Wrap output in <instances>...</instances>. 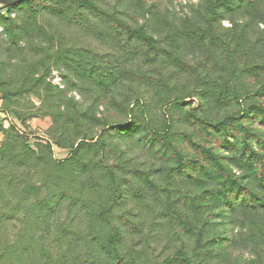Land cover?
Segmentation results:
<instances>
[{
	"label": "rangeland",
	"instance_id": "1",
	"mask_svg": "<svg viewBox=\"0 0 264 264\" xmlns=\"http://www.w3.org/2000/svg\"><path fill=\"white\" fill-rule=\"evenodd\" d=\"M105 218L137 264H264V0L0 10V264H119Z\"/></svg>",
	"mask_w": 264,
	"mask_h": 264
},
{
	"label": "trees",
	"instance_id": "2",
	"mask_svg": "<svg viewBox=\"0 0 264 264\" xmlns=\"http://www.w3.org/2000/svg\"><path fill=\"white\" fill-rule=\"evenodd\" d=\"M31 2H32V0H28V1L20 3V4H27L28 5V4H31ZM83 4H87V1L82 2V3H78L77 4V7H79L78 9H80V7L83 6ZM17 5H19V4H17ZM14 6H16V5H14ZM14 6L9 7L7 9H11ZM46 8L47 9L44 8L42 10H47V11L50 10V9H48V7H46ZM54 11H56V10H54ZM54 11L50 10V12H53V13H54ZM44 13H47V12H44ZM50 14H52V13H50ZM134 34H137V32H135ZM262 86H263V84L258 89L253 88L251 90L250 89L243 90V92L241 94H239V96L234 97L235 102L240 101L241 99H250L252 97H256L257 94L260 92ZM134 101L135 102H141L142 100L141 99H134ZM230 118L231 117L228 116V118L222 120V122L216 123V127L224 124L225 121H227ZM209 123H213V122H209ZM107 125L108 124L102 125V127H100V128L104 130ZM81 139H82V141L89 140L86 137V135H84V134L81 136ZM112 212H113L112 204L108 203L107 206H105V208L100 213L97 214V217L104 218V217H106V215H108L109 217L112 218V216H111ZM111 218H110V220H109V218H108V220H106L107 218H105L104 223L107 224L109 226V228H111V230L114 232V234H112V236L107 238L106 243L104 244V247H105V249L109 250L108 251L109 254L111 253L118 258L117 261L119 264H132V262H134V258L136 256L140 257V254L133 247H130L126 252H123L122 254L118 252L119 247H121L123 242H124V239L122 237V232H121L122 228L119 226H115L113 224V222H111ZM214 257H216V255L213 256V258ZM134 264H137V263L134 262ZM142 264H210V262L208 259H205V261L202 260V257L199 255H196V256L194 255V256L183 258V257L179 256L178 254H174L172 256H168L167 258H165V260H163L159 263H157V262L151 263V262L144 261Z\"/></svg>",
	"mask_w": 264,
	"mask_h": 264
},
{
	"label": "water",
	"instance_id": "3",
	"mask_svg": "<svg viewBox=\"0 0 264 264\" xmlns=\"http://www.w3.org/2000/svg\"><path fill=\"white\" fill-rule=\"evenodd\" d=\"M28 0H0V10L7 9L14 5L26 2Z\"/></svg>",
	"mask_w": 264,
	"mask_h": 264
}]
</instances>
